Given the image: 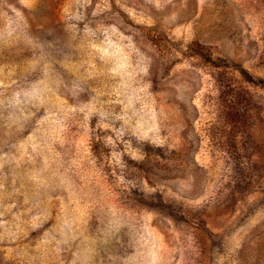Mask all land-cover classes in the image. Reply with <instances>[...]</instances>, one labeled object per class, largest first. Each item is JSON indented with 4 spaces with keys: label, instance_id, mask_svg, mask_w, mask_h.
<instances>
[{
    "label": "rangeland",
    "instance_id": "374dc122",
    "mask_svg": "<svg viewBox=\"0 0 264 264\" xmlns=\"http://www.w3.org/2000/svg\"><path fill=\"white\" fill-rule=\"evenodd\" d=\"M0 264H264V0H0Z\"/></svg>",
    "mask_w": 264,
    "mask_h": 264
}]
</instances>
